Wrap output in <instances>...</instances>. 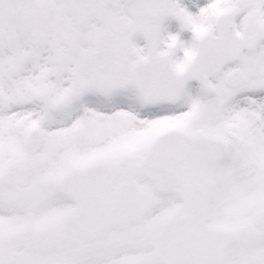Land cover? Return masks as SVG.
<instances>
[{"label": "snow or ice", "instance_id": "1", "mask_svg": "<svg viewBox=\"0 0 264 264\" xmlns=\"http://www.w3.org/2000/svg\"><path fill=\"white\" fill-rule=\"evenodd\" d=\"M0 264H264V0H0Z\"/></svg>", "mask_w": 264, "mask_h": 264}]
</instances>
